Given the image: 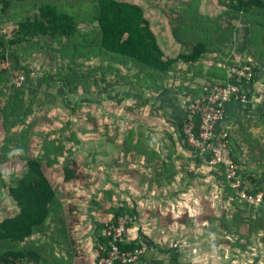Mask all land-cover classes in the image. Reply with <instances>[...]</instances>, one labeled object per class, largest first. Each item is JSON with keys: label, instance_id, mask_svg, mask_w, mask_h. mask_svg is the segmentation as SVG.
Wrapping results in <instances>:
<instances>
[{"label": "rangeland", "instance_id": "obj_1", "mask_svg": "<svg viewBox=\"0 0 264 264\" xmlns=\"http://www.w3.org/2000/svg\"><path fill=\"white\" fill-rule=\"evenodd\" d=\"M91 1L55 0V3L75 16L80 29L90 34L94 27L85 22L91 16ZM129 1L144 9L160 48L166 57L171 58L176 57L182 49L171 35V17L177 20L176 13H181L189 7L193 11L195 9L193 7H197V12L200 14L219 12L214 0ZM189 3L192 5H188ZM14 12L23 13V10L15 8ZM168 14L171 17H168ZM185 20L187 21L188 18ZM13 24L14 21L1 25L0 33L6 34L5 39L11 35ZM237 26L243 38L246 32L245 23L238 22ZM43 40L39 42L41 41L44 48ZM242 41L243 39L239 42V47H242L240 53L237 50L227 53L225 49L220 54H208L191 67L178 64L175 72L169 74L167 88L158 93L148 90V82H141V78L135 76L136 70L121 68L96 49H93L94 57L84 62L82 67L86 73H89L87 76L101 73L106 81L98 87L93 86L94 92L90 95L84 94L80 88L77 95L65 94L61 84L54 81L65 74V64L71 59V47L65 48L66 54L63 57L60 53H54V59L51 60L44 49L38 50L35 43H30L25 49H17L19 59L23 61L22 65L26 66L27 71L20 67L15 68V59L10 55L8 61L0 65V68L6 69L2 73L5 80L0 84V102H4L9 95L20 88L23 89L20 97L31 109L26 125L31 124V131L37 132L38 135L30 137V153H33V150L34 154L39 152L44 144L43 141L54 139L57 142L55 145L63 146L64 154L59 159V163L45 172L55 187L58 197L62 199L61 202L64 201L78 208L74 218H77L79 223L74 225L71 235L77 245L83 247L79 250L77 258L69 262L64 259V263L62 260L61 264L67 262L94 264L90 256L87 259L82 250L86 246L90 248L94 239L92 235L96 230L95 217L102 222L109 218L102 212L95 213L93 217L94 205L90 200L100 196L103 190H110L113 197H120L122 200L120 206L130 200L135 201L137 216L130 228L131 231L126 233L134 238L136 236L134 228L140 225L145 228L144 232L151 235L157 246L149 250L145 249L144 257H149L152 261L154 258L156 263L173 264L170 262L172 252L179 256L180 264H264V247L257 245L256 240L253 242L255 245L252 246V250L244 252L232 246L230 241H227L228 238L220 234V228H214L216 221L213 224H198L197 217L201 212L202 216L208 213L217 220L221 216L223 204L216 195L215 172L205 166H195L193 154L184 149L177 132V120L182 115V111L198 96H203L201 89L209 85L208 79H219V75L227 73L230 66L240 64L243 57H247L245 43L243 45ZM49 47L59 48L57 43L48 42ZM83 60L84 58L80 61ZM252 64L257 65L256 62ZM99 66H103L104 69H98ZM110 66L112 69H108ZM21 75L24 80L17 85L14 79ZM258 93L263 96L257 98L259 100L257 103L254 99L251 101L254 104L252 107L254 113L264 111L256 106L264 102V87H260ZM256 116L258 115L253 114V119L248 121L246 128L252 129L251 135L249 130L245 133L246 129L241 128V137L237 139L244 154L243 159L247 162L246 167H241L237 158L233 155L232 157L235 163L237 162V166L241 167L239 170L242 175L251 174L254 177L252 174L254 173L259 175L257 177L263 178L264 127L261 129L259 123H264V118L260 120ZM217 130L222 131L220 128ZM227 132L231 153L233 130ZM3 136L0 130V143ZM129 136L132 137L131 148L133 144L137 145L136 141L139 139L146 150L155 148L162 157L174 148L170 161L178 173L171 184L164 181L163 184L156 185L153 179L155 168L144 169L145 162L140 156H136L133 151L126 153L123 150V140ZM245 145L247 148L251 146L253 152L251 159L245 156L247 152L245 147L243 148ZM204 158L207 160V157ZM68 160H75L78 163V175L87 172L91 174L93 187L86 189L80 181H63L61 167ZM20 168L21 164L18 161L1 165L0 178L6 181L9 174L18 175ZM116 203L114 201L113 204ZM14 210L11 201L4 194L1 217L14 214ZM174 220H178L176 224ZM91 224L95 227L94 230L90 228ZM245 229L246 226L242 231L245 232ZM55 251L59 250L55 249ZM255 259H259V262Z\"/></svg>", "mask_w": 264, "mask_h": 264}, {"label": "trees", "instance_id": "obj_2", "mask_svg": "<svg viewBox=\"0 0 264 264\" xmlns=\"http://www.w3.org/2000/svg\"><path fill=\"white\" fill-rule=\"evenodd\" d=\"M214 1L219 9L216 14L205 12L200 14L197 7H193L194 11L189 7L181 13H176L177 20L170 14L167 15L174 21L169 19L173 40L182 48L176 57L171 58L166 57L160 48L144 9L129 0H92L91 16L85 22L94 27L90 34L82 31L76 17L59 7L55 0H0V29L2 24L14 21L8 39H5V33H0V65L6 63L10 55L15 59V68L20 67L27 71L26 66L22 65L23 61L19 59L17 49H25L30 43H35L38 50L44 49L51 60L54 59V53H60L63 57L66 54L65 48L71 47V59L65 64V74L54 81L61 84L65 94L77 95L80 88L84 94L90 95L94 92L93 86L98 87L106 81L101 73L99 75L94 72L96 73L94 76H87L89 73L82 67L84 62L94 57L93 49H96L121 68L136 70L135 76L140 77L141 82H148V90L158 93L167 88L169 74L175 72L178 64L191 67L210 53H222L239 33L237 23L244 22L247 61L241 64L256 62L264 69V0ZM190 4L192 5V3L188 5ZM15 8L23 10V13H15ZM42 39L44 48L41 41L39 42ZM48 42L57 43L59 48H48ZM82 58L84 60L80 61ZM232 67L228 68L227 73L219 75V79H208L209 85L202 87V95L207 96L215 88L226 86L227 74ZM251 68L253 76L246 83L250 85L255 81L257 66L252 64ZM98 69L104 68L99 66ZM5 71V68H0V84L5 80L2 76ZM229 82L238 84L235 81ZM185 90L187 92V88ZM22 94L23 89L19 88L4 102H0V130L4 134L0 143V166L14 161L21 164L18 175L9 174L6 181L0 178V264H61L62 260L64 263V259L69 262L78 257L80 252L76 249V242L71 235L73 226L79 223V220L74 218L78 208L61 202L62 199L58 197L45 172L59 163L64 154L63 146L55 145L57 142L54 139L43 141L39 152L34 154L33 150V153H30V137L38 133L31 131V124L26 125L31 109L20 97ZM200 120L199 112L190 114L189 110L185 109L177 120V132L184 149L193 154L195 166H205L215 172L214 187L219 201L223 204V210L217 220L208 213L202 216V212L197 219L202 220L203 224H213L216 221L214 228H220V234L226 236L227 241L237 247V250L249 252L248 250H252V246L255 245L253 243L255 240L256 244L263 248L264 209L255 208L239 198L225 178L223 165L208 164L204 155L201 156L200 149L194 148L188 141L185 134L187 123L193 125L195 140L201 141ZM130 139L131 136L123 140V150L126 153L133 151L136 156H140L145 162L144 169L155 168L153 179L156 185L163 184L164 181L171 184L178 173L170 161L174 148L162 157L155 148L146 150L139 139L136 141L137 145L133 144L131 148ZM230 154L233 159L234 156ZM77 164L75 160H68L62 165L63 181H80L86 189H90L94 185L91 183V174L87 172L78 175ZM242 178V188L248 193L255 194L257 189L250 191V184H255L253 176L242 175ZM257 188L261 189L259 186ZM4 194L15 210L14 214L1 217ZM112 195L110 190H103L100 196L90 200L94 205L93 217L95 213L100 212L109 216L105 222L96 217L94 220L96 226L94 264L107 257L110 250L111 238L105 235L107 226L116 224L118 217L127 215L132 219L126 226L127 232L133 226L137 215L134 200L120 206L121 198ZM114 201L117 203L113 204ZM176 221L178 220H174L175 224ZM244 226L245 232L242 231ZM125 234L115 243L120 251L146 249L139 240L125 241ZM55 249L59 251L55 252ZM62 250L64 255L61 254ZM170 262L180 264L179 256L171 252ZM115 264L121 263L115 261Z\"/></svg>", "mask_w": 264, "mask_h": 264}, {"label": "built area", "instance_id": "obj_3", "mask_svg": "<svg viewBox=\"0 0 264 264\" xmlns=\"http://www.w3.org/2000/svg\"><path fill=\"white\" fill-rule=\"evenodd\" d=\"M252 64H237L230 68L227 74L228 82L224 87L215 88L209 95L198 96L195 101L189 103L187 108L190 114L199 112L201 114L199 136L201 141L195 140L192 132V123L185 126V134L188 136L189 143L194 148H199L201 156L207 157L210 165H223L225 178L230 187L235 190L239 198L255 208L264 209V191H257L255 194L248 193L243 186V178L239 167L231 158L229 151V137L226 130H217V124L224 115L227 105L231 101L243 103L247 100V95L243 92V85L248 83L253 76ZM24 80L23 75L15 78L14 82L18 85ZM235 81L238 84L231 83ZM245 82V84H242ZM253 190L250 187V191ZM132 219L125 215L117 218L116 224L108 225L105 235L111 238L109 242L110 250L107 257L99 260L98 264H135L138 262L141 250L133 252H122L115 244L126 233V226Z\"/></svg>", "mask_w": 264, "mask_h": 264}, {"label": "crops", "instance_id": "obj_4", "mask_svg": "<svg viewBox=\"0 0 264 264\" xmlns=\"http://www.w3.org/2000/svg\"><path fill=\"white\" fill-rule=\"evenodd\" d=\"M238 32H239V30H238ZM245 35H246V32H245ZM241 39H243L242 44L244 45L245 36H243V38H241V34L237 33V36H235L233 43L228 48H226L227 49L226 51H228L227 53H231L232 51L236 52V50L239 51V53H240L241 52L240 49L242 47L241 48L239 47L240 46L239 42L241 41ZM245 59L246 58L244 57V59H242V61H246ZM253 65L257 66L255 64H253ZM260 87H264V69L257 66L256 72H255V81H253V83L251 85L250 84L243 85V92L247 95V100L243 103H240L237 101H231L227 105L223 117L221 118V120L217 124V129L220 128V129L226 130V131H232L233 130V138L231 139L233 146H231V153L235 158H237V161L239 162L241 167H243V166L246 167L247 162L243 159L244 154H242V152H241L242 150L239 146V142H237L238 137H241L240 129L243 128L245 130L246 128H248V121L253 119V117H252L253 114H257L258 116H256V117H258L260 120L262 118H264V111H263L264 110V102L262 101L261 104L256 105L257 108H260L263 111L262 113H256L257 111L254 113L255 110H252L253 109L252 107H254V104L251 103V101H253V99L257 103V101H259L258 99L263 96L262 94L258 93ZM259 127L262 129L264 127V123L260 122ZM248 130H249V134L251 135L252 129H250V127H249V129L245 130V133ZM259 138H260V136H259ZM243 145H244V143H243ZM244 147L247 150L245 156H247V159L248 158L251 159L252 158L251 156L253 154V152L251 150V146L249 148H247V145H245V146H243V148ZM241 167H239V168H241ZM252 174L254 175L253 179L255 181V184H253V185L250 184V187L254 190L257 189V191H264V176H263V178H262V176L259 178V177H257L259 175H256L254 173H252ZM183 178H185V177H183ZM256 185L259 186L261 189H258ZM197 220H198L199 225L202 224V220H200V219H197ZM135 223H136V220H135ZM195 223L196 222H194L193 225H195ZM90 228L93 230L95 229L93 224H91ZM201 228H202V226H201ZM73 229H74V226H73ZM144 229L145 228H142L141 225H140V227L138 226V228H134L133 230L136 231L135 232L136 236L134 238H132L131 236H129L126 233L125 234V241L131 242V241H138L139 240L143 243L146 250H149L152 247L155 248L157 246L155 240L151 238V235L149 236L146 232H144ZM174 229L176 231V228H174ZM174 229H173V231H174ZM129 231H131V230L129 229L127 232H129ZM92 236L94 239L92 241L90 248H89V246H86L85 249L82 250V252H84V255L87 257V259L90 256V259L93 262H95V254H96V252H95V247H96L95 231H94ZM75 246H76V249L78 251H79V249H81V247H83V245H79V244L77 245V242H76ZM55 252H57V251H55ZM144 252H146V251L142 249L141 250L142 255L140 254L139 260H138V262H136V264H159V262H157V263L155 262L154 258L152 261L151 258L144 257ZM61 254H62V252H61ZM62 255H64V252ZM255 261L259 262V259H255Z\"/></svg>", "mask_w": 264, "mask_h": 264}]
</instances>
